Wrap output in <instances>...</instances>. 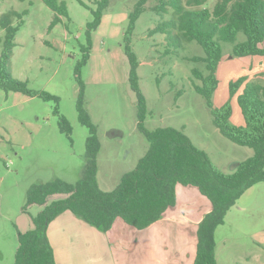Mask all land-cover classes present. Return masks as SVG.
Instances as JSON below:
<instances>
[{
	"label": "rangeland",
	"instance_id": "rangeland-1",
	"mask_svg": "<svg viewBox=\"0 0 264 264\" xmlns=\"http://www.w3.org/2000/svg\"><path fill=\"white\" fill-rule=\"evenodd\" d=\"M58 1L66 3L68 18L50 29L55 13L42 0H0V19L12 10L28 11L16 35L9 68L12 75L27 81L31 90L59 98V103L47 102L0 90V264L15 263L19 233L33 228L31 217L42 209L27 206L29 190L56 179L76 184L86 164L89 130L77 112L75 70L83 59V48H88L87 26L93 21L97 0H82L86 6L78 0ZM137 2L110 0L101 26L92 34L90 59L80 74L85 84V109L101 143L97 180L105 192L113 191L150 148L138 129V99L129 82L130 64L124 50L129 15ZM217 2L209 0L206 7L213 10ZM155 4L156 0H149L131 36L148 111L145 127L150 131L182 130L223 173L232 174L254 150L233 143L214 125L205 98L195 90L200 82L192 73L198 69L207 74L204 62L192 60L205 57V52L195 41L181 43L167 33H154L173 17L172 10L165 15L152 11ZM19 24L15 20L14 25ZM4 35L0 26V37ZM245 40L239 33L235 44ZM220 44L219 84L212 104L219 109L230 101V124L245 126L238 104L243 88L231 97L230 84L246 77L264 87V57H238L233 53L234 44ZM260 47L264 48V42ZM56 109L69 122L70 136L61 131ZM176 203L164 220L144 230L125 225L126 229L103 232L70 211L64 212L48 230L56 264H179L195 253L198 243L194 235L198 230L185 229L179 217L186 219L185 214L191 211V219L204 218L212 211V203L199 189L184 186L177 188ZM215 237L217 264H264V182L237 201Z\"/></svg>",
	"mask_w": 264,
	"mask_h": 264
},
{
	"label": "trees",
	"instance_id": "trees-1",
	"mask_svg": "<svg viewBox=\"0 0 264 264\" xmlns=\"http://www.w3.org/2000/svg\"><path fill=\"white\" fill-rule=\"evenodd\" d=\"M42 1L55 13L50 29L68 18L65 2ZM78 1L86 6L82 0ZM208 1L156 0L151 10L160 15L172 10L173 17L160 24L154 33H167L169 38L174 37L181 43L195 41L203 48L205 57H194L192 60L204 62L207 74L193 70L194 78L200 82L195 85V90L205 98L213 123L221 134L239 146L253 149L254 155L237 164L232 174H225L182 130L167 127L150 131L145 127L148 111L139 85V62L131 47V36L149 0H138L129 15L124 50L130 64L129 82L138 99V129L150 148L137 167L123 175L113 191H102L97 180V157L101 143L85 109V84L80 75L82 67L90 59L92 34L101 26L104 12L110 4V0H97V9L92 11L93 21L87 26L88 48H83V59L75 70L79 87L77 112L80 122L89 130L83 176L76 184L56 179L47 184L34 185L29 190L27 206L38 205L42 209L31 217L33 228L19 233L14 264H56L48 228L67 211L103 232L109 231L117 219L138 230L147 229L176 205L179 185L199 189L212 203V211L199 224L194 264H217L216 230L225 223L227 213L237 201L249 189L264 182V87L248 82L246 77L230 84L231 97L243 88L238 95V104L245 126L230 124V101L219 109L213 107L212 97L219 84L216 72L222 59L220 42L234 44L235 56L264 57V48L260 47L264 42V0H218L213 10L206 7ZM26 15L28 11L19 13L12 10L0 19L5 34L0 37V90L59 103L58 97L46 91L29 89L28 82L16 79L9 69L16 35ZM15 20H19L20 24L14 25ZM239 33L244 34L246 40L235 44ZM55 113L60 116L58 109ZM60 126L62 132L71 135L72 128L63 116H60Z\"/></svg>",
	"mask_w": 264,
	"mask_h": 264
},
{
	"label": "crops",
	"instance_id": "crops-1",
	"mask_svg": "<svg viewBox=\"0 0 264 264\" xmlns=\"http://www.w3.org/2000/svg\"><path fill=\"white\" fill-rule=\"evenodd\" d=\"M179 186H181V185H179ZM179 186H177V188L179 187ZM185 187V186H184ZM190 187V186H189ZM188 188V187H187ZM177 192V191H176ZM205 197V196H204ZM174 207H177V203H176V205L174 206ZM41 208V207H40ZM171 208H173V207H171ZM170 209V208H169ZM41 211V210H40ZM185 211V210H184ZM210 210H208V212H209ZM169 212H168V210L166 211V213L163 215V220L165 219V216L168 214ZM189 214H191V211H187V214H185V216H187V218L186 219H181L180 217H179V223H180V225L181 226H184L185 227V229H187L188 227H191L192 228V230H198V228L197 227H199V224H200V222L203 220V218H199V219H196V218H194V217H192V219L190 218V216H189ZM173 215H171V217H172ZM170 217V218H171ZM173 218V220H176V218H175V216L174 217H172ZM161 219V220H162ZM202 219V220H201ZM121 219H117L116 221H115V223H114V225H113V227L111 228V229H116L117 227H120V228H122V229H126V226L125 225H127L123 220V222L125 223H123V222H121L120 221ZM159 222V221H158ZM188 223H190V224H188ZM198 224V225H197ZM154 225V224H153ZM153 225H151L149 228H151ZM50 226V225H49ZM130 227V226H129ZM195 228V229H194ZM148 229V228H147ZM48 230H49V228H48ZM194 235L196 236V239H197V233H194ZM196 253H197V249H196V251H195V253H192V254H190V255H188V257H187V259H185L184 261H180V263L179 264H194L193 262L195 261V259H194V257L196 258ZM194 260V261H193Z\"/></svg>",
	"mask_w": 264,
	"mask_h": 264
}]
</instances>
